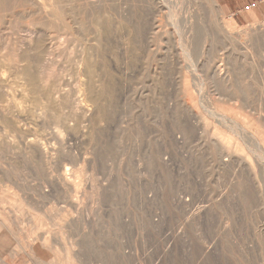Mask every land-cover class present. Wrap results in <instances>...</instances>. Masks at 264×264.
<instances>
[{
  "label": "rangeland",
  "instance_id": "rangeland-1",
  "mask_svg": "<svg viewBox=\"0 0 264 264\" xmlns=\"http://www.w3.org/2000/svg\"><path fill=\"white\" fill-rule=\"evenodd\" d=\"M66 1V7L69 9L65 7V14L68 17L59 16L60 19L54 28L50 29V35L34 36V41H37V38L47 52L41 59L48 64L46 71H50L48 74L52 75L50 80L53 84L49 80L46 87L50 89L54 84L57 85L55 92L61 90L60 94L57 92L60 98L55 93L51 96L46 92L42 94V89L36 91V95L30 92L29 87H20L18 84L24 80H21V77L19 79L14 64L10 60L2 61L3 58H0V95L3 94L4 97L3 99L0 96V112L5 113H0V218L3 220L0 264H47L42 261L45 257L41 253L45 249L42 247V240H45L47 234L53 248L56 251L63 249L62 253L65 252L68 239L74 238L79 242L82 255L90 257L89 261H85H88V264H264V157L261 158L264 156V101L260 103L261 99L264 100V18L245 23L236 22L223 13L216 0H99L100 3L98 0ZM117 2L121 3L116 4ZM72 8H76L75 11ZM72 10L73 14L69 13ZM116 12L122 15L119 16ZM17 14L18 12L14 15ZM75 14L77 17H74ZM129 15H132L130 20ZM17 17L21 18L19 15ZM120 17L124 22L131 23L120 21ZM16 18H13L11 24L7 23L9 27L3 25L6 23L1 24V27H7V30L0 29V36L4 37L2 40L0 38V54H5L7 50L11 54L12 48L23 46L21 51L31 59L36 51L30 47H33L35 42L33 46L27 42L33 35L25 36V31L20 29L24 23L30 22L31 18ZM72 18H78V21ZM70 22L74 24L71 25ZM225 23L238 34L236 37H244L242 40L245 46L249 44L245 50L239 48L236 40L230 41L222 35ZM39 26L44 31L48 30L45 24ZM104 35L107 36L106 40ZM97 36L104 39L98 37L100 42ZM182 40L189 47L190 54L184 53ZM24 43L28 46L24 47ZM3 48L4 50H1ZM50 50L52 55H48ZM81 52L85 56L89 55L88 61L92 59V63H89L90 75L83 67L80 69L77 65L79 54L83 55ZM10 54L7 55L8 58ZM241 55H247L246 59ZM93 61L96 63L93 64ZM83 81L90 86V91H85V95L95 99L91 101L94 114L91 112L90 118H85L80 108H77L79 113L76 109L75 113L74 109L72 110L80 106V99L85 98L83 93L76 91ZM76 93L79 95L76 96ZM12 95L17 102L27 103L29 109L22 107V110H18ZM39 95L43 102V95H46V99L50 98V103L46 100L48 102L43 104ZM54 95L58 97L53 99ZM34 97L38 98L36 103L40 101L45 106L35 102L32 104ZM75 98L77 101H74ZM60 102L66 106L69 104V107L74 106L62 107ZM97 103H100L101 107ZM39 105L44 108L42 111L48 108L45 114L41 113ZM33 106L42 116L33 110ZM58 107L66 109L60 110ZM98 107L100 111L97 109V112L103 114L96 112ZM102 107L105 109L101 110ZM11 108L16 109L12 111ZM213 110L227 117L224 126L218 120L222 119L221 116ZM260 113L261 116L258 115ZM67 115L70 116L69 119ZM64 117L67 121H63ZM83 117L87 124L83 122ZM54 119L60 126L58 123L54 125ZM144 120H147L149 126L151 123L150 131L151 126ZM62 122L68 123L64 125ZM121 124L125 126L123 130ZM56 125L58 127H55ZM83 129H86L88 134ZM217 130L218 133L220 130L221 133H226V136L219 133L222 136L220 137L215 132ZM57 132H61L58 135L62 137H56ZM244 133L254 134L256 140ZM39 135L51 142L45 146L49 148L50 153L60 155L66 151L58 157L53 155L55 161L52 160L49 167L35 150H24L26 139H40ZM53 139L55 141L52 142ZM41 140L47 142L43 138ZM62 141L67 145L62 144ZM60 142L62 148L66 146L62 152L61 147L56 146ZM216 142H221L223 146H216ZM222 142L231 148L228 147L227 150V146ZM68 145L71 146V155L76 152L78 158L69 155V149H66ZM53 148L54 152L51 151ZM67 152L69 158L66 156ZM148 152L151 156H146ZM71 157H74L77 165L71 161L75 167L70 169L71 164L64 163L71 160ZM59 159H62L61 165L66 167H61ZM63 168L76 173L77 177L73 181L79 191L85 185L82 190L84 193L86 191L87 195L82 194V190L78 192V196L82 194V200L75 196L77 192L74 191V186L70 187L62 182L63 187L62 180L59 179L60 182L56 185V177L50 180L52 170ZM250 171L256 176L253 177ZM66 185L72 188L71 191ZM44 186H49L50 192L47 187L44 188L46 191L43 190ZM60 186L68 189L70 192L63 188L62 191L69 194H59ZM54 189H59V192H53ZM43 191L49 194L44 192L45 195H42ZM79 201L83 203L80 202V205ZM148 201H151V206L147 204ZM98 202L101 203L99 207ZM52 214L59 216L58 219L55 216L56 221ZM60 214L64 215L63 221ZM151 218L152 220H149ZM79 220L83 222L80 223ZM43 221L49 225L45 226ZM52 221H58L57 228ZM59 221L63 222H60L62 226ZM78 222L82 227H79ZM40 223L41 228L45 226L48 231L44 230L42 233L43 229H38ZM78 227L84 231H79ZM63 229H66V232ZM60 234L62 235L59 236ZM68 236L70 238H67ZM57 237L58 239L54 240ZM131 252L136 254H130Z\"/></svg>",
  "mask_w": 264,
  "mask_h": 264
},
{
  "label": "bare ground",
  "instance_id": "bare-ground-1",
  "mask_svg": "<svg viewBox=\"0 0 264 264\" xmlns=\"http://www.w3.org/2000/svg\"><path fill=\"white\" fill-rule=\"evenodd\" d=\"M65 1L66 0H0V29H2L3 27H1V24L2 23H6V24H3L4 26H7L8 24H11V22H13L12 20H13V18L15 17H17V15H19V17H21V18H16L17 20L18 19H24V18H27V17H29V18H31V21L30 22H26V24L24 23L22 26L21 25H19V26H21L20 27V29L21 30H24L25 31V34L24 33H22V34H24L25 36L26 35H33V36H30V39H28V44L30 43L32 46L34 45L33 43L35 42V45L33 46V47H30L33 51H36V52H34V55H33V57L31 58V59H29V57H26L24 54H23V52L21 51V48L23 47H18V48H12V52L13 53H11L10 54V52L7 50V52L6 53H8V54H10V57L8 58V54H3V53H1L0 54V58L2 59V61H5V60H10L14 65H13V67H14V69L16 70V73L19 75V79H20V77L22 78L21 80H24L23 81V83H22V81L20 82V84H18L20 87H22L23 86V88H28L29 87V89L31 90L30 92L32 93H35L36 94V91H40V89H42V90H44V91H42V92H40V93H42L43 94V92H46L47 93V95H53L54 93L55 94H57L58 95V93L61 91H57V92H55V89L57 90V85L55 86V84L53 85V86H51L52 88H50V89H48L47 87H46V85L48 86V82H50L51 81V83H52V80H50V79H52V75H50V74H48L47 73V71H46V67H47V65L48 64H46L47 62L46 61H44V60H42L41 59V57L43 58V56L45 55H47V52L45 51V48L43 49V47H42V45L40 44V42L38 41V39L36 38V40L37 41H34V36H37V35H50V29L51 28H54V25L56 24V22H57V20L58 19H60V17L59 16H62V15H66L65 13L67 12L66 11V4H68V3H65ZM67 1H69V0H67ZM66 1V2H67ZM71 1V0H70ZM79 1V0H78ZM84 1V0H83ZM86 1V0H85ZM89 1V0H88ZM91 1V0H90ZM101 1V0H100ZM100 1L98 0V2L100 3ZM107 2H108V0H106ZM110 1H113V0H110ZM129 1V0H128ZM131 1V0H130ZM133 1V0H132ZM93 2V1H92ZM102 2V1H101ZM106 2V3H107ZM114 2V1H113ZM121 2H123V1H121ZM121 2H117L116 4H119V3H121ZM125 2H126V0H125ZM135 2V1H134ZM70 3H72V2H70ZM69 3V4H70ZM75 3V1L73 2V4ZM91 3V2H90ZM129 3V2H128ZM131 3V2H130ZM87 4H88V2H87ZM92 4V3H91ZM91 4H89L90 6H91ZM96 4V3H95ZM127 4V3H126ZM75 5V4H74ZM113 5H114V3H113ZM82 6V5H81ZM85 6H88V5H85ZM96 6V5H95ZM117 6V5H116ZM119 6V5H118ZM66 7V8H65ZM71 7V6H70ZM78 7V6H77ZM94 7V6H93ZM96 8H97V6H96ZM99 8V7H98ZM113 8H114V6H113ZM67 9H69V7L67 8ZM73 9V8H72ZM74 9H76V8H74ZM73 9V10H74ZM86 9V8H85ZM117 9V8H116ZM71 10V9H70ZM73 10L71 11V12H69V13H72L73 14ZM79 10V9H78ZM87 10V9H86ZM89 10V9H88ZM75 11V10H74ZM83 11V10H82ZM117 11V10H116ZM18 12V14L15 16L14 14L15 13H17ZM78 11H76V13H77ZM80 12V11H79ZM101 12H103V11H101ZM89 13H91V12H89ZM117 13H119V12H116V14ZM129 13V12H128ZM127 13V14H128ZM28 14V15H27ZM100 14V13H99ZM114 14V13H113ZM120 14V13H119ZM118 14V15H119ZM71 15V14H70ZM93 15V14H92ZM106 15V14H105ZM122 14H120L119 16H121ZM14 16V17H13ZM73 16V15H72ZM85 16V15H84ZM130 17H128V19L130 20V18H131V16L132 15H129ZM62 17H64V16H62ZM66 17H68L67 15H66ZM70 17V16H69ZM74 17H77V15L75 14V16ZM93 17H94V15H93ZM96 17V16H95ZM100 17H101V15H100ZM89 18V17H88ZM121 18V17H120ZM70 20H71V17L69 18ZM74 19H77V21H78V18H72V20H74ZM92 19V18H91ZM91 19L89 20V21H91ZM128 19H127V21H128ZM66 20V19H65ZM122 20V18L120 19V21ZM20 21V20H19ZM61 21V20H60ZM69 21V20H68ZM76 21V22H77ZM123 21V20H122ZM9 22V23H8ZM15 22V21H14ZM18 22V21H17ZM21 22H23L22 20H21ZM73 22V21H72ZM72 22H70V24L72 23ZM75 22V23H76ZM95 22V21H94ZM93 22V23H94ZM124 22V21H123ZM123 22H122V24H123ZM129 22V21H128ZM128 22H124V23H128ZM8 23V24H7ZM20 23V22H19ZM18 23V24H19ZM47 23V24H46ZM62 23V22H61ZM80 23V22H79ZM91 23H92V21H91ZM129 23H131V22H129ZM47 25L48 26V30L47 31H44L43 29H41L40 28V26L39 25ZM59 24V23H58ZM74 24V23H73ZM73 24H71V25H73ZM77 24V23H76ZM81 24V23H80ZM226 24V23H225ZM68 25V24H67ZM95 25H96V23H95ZM99 25V24H98ZM15 26H16V23H15ZM15 26H12V27H15ZM47 26H45V27H47ZM103 26V25H102ZM101 26V27H102ZM127 26H129V24L127 25ZM8 27H9V25H8ZM11 27V29H13ZM62 27V26H61ZM60 27V28H61ZM65 27V26H64ZM73 27V26H72ZM92 27H94L93 25H92ZM100 27V26H99ZM130 27H131V25H130ZM129 27V28H130ZM222 27V26H221ZM220 27V28H221ZM4 28H6V29H4ZM3 29L4 30H7V27H4ZM18 28V27H17ZM16 28V29H17ZM70 28H71V26H70ZM127 28V27H126ZM132 28V27H131ZM130 28V29H131ZM136 28V27H135ZM194 28V27H193ZM9 29V28H8ZM16 29H14V30H16ZM20 29H18V31H20L21 32V30ZM66 29V28H65ZM71 29H73V28H71ZM98 30H99V28H97ZM128 29V28H127ZM130 29H128V30H130ZM137 29V28H136ZM195 29V28H194ZM216 29H217V27H216ZM10 30V29H9ZM14 30H13V32H14ZM97 30V31H98ZM190 30L192 31V28H190ZM215 30V29H214ZM11 31V30H10ZM24 31H22V32H24ZM66 31H67V29H66ZM74 31V30H73ZM190 31V32H191ZM217 31V30H216ZM234 30L232 29V27L228 24H226V26H224L223 27V29H222V35H225L224 37H226L228 40H230V41H234V40H236L238 43H239V48L240 49H243L244 48V50H245V47L246 46H248V45H246L245 46V43H244V41L242 40V39H244V37L243 38H240L239 36H235V35H238V34H235L234 32H233ZM1 32V31H0ZM56 32H57V30H56ZM62 32V31H61ZM156 32V31H155ZM16 33V32H15ZM52 33V32H51ZM60 33V32H59ZM64 33V32H63ZM69 33V32H68ZM95 33V32H94ZM98 33V32H97ZM103 33V32H102ZM106 33V32H105ZM220 33V32H219ZM2 34V33H1ZM6 34V33H5ZM18 34H19V32H18ZM64 34H66V33H64ZM63 34V35H64ZM70 34V33H69ZM99 34V33H98ZM190 34H192V33H190ZM214 34H215V31H214ZM8 35H9V32H8ZM12 35H14V34H12ZM239 35H240V33H239ZM25 36H23L24 38L23 39H25ZM100 36H101V34H100ZM100 36H97V38L98 37H100ZM104 38H105V40H106V37L107 36H103ZM102 37V38H103ZM0 38H1V40L4 38H2V36H0ZM101 38V37H100ZM101 38V39H102ZM103 38V39H104ZM101 39L99 40V38H98V41H100L101 42ZM221 39V38H220ZM227 40V41H228ZM21 41V40H20ZM184 40H182V42H181V45H182V48H183V51H184V53L185 54H190L189 53V47L187 46V45H185L184 43L185 42H183ZM190 41V40H189ZM224 41H226L225 40V38H224ZM106 42H108V41H106ZM191 42V41H190ZM246 42V41H245ZM3 43H5V41L3 42ZM103 43V42H102ZM225 43V42H224ZM231 43V42H230ZM6 44V43H5ZM4 44V45H5ZM21 44V43H20ZM25 44V45H24ZM23 45H24V47L27 45L26 43H24ZM226 44V43H225ZM229 46H230V44L229 43H227ZM9 45V44H8ZM14 46L15 44H11V46ZM105 45V44H104ZM233 45V44H232ZM21 46V45H20ZM28 46V45H27ZM234 46V45H233ZM236 46H238V44L236 45ZM5 47H7V46H5ZM4 47V48H5ZM28 47V48H29ZM226 47H227V45H226ZM2 48V47H1ZM4 48L3 49H1V50H4ZM27 48V49H28ZM30 48L28 49V50H30ZM232 48V47H231ZM230 48V49H231ZM237 48V47H236ZM247 49V48H246ZM235 50V49H234ZM26 51V50H25ZM33 51H31L32 53H33ZM99 51V50H98ZM97 51V52H98ZM236 51V50H235ZM238 51V50H237ZM232 52H234V51H232ZM239 52V51H238ZM243 52H246V51H243ZM247 52H248V49H247ZM251 52V51H250ZM50 53H52L51 52V50H50V52H49V54L48 55H52V54H50ZM82 53V52H81ZM25 54H26V52H25ZM27 54H29V55H32V54H30V53H28L27 52ZM83 54V53H82ZM244 54V53H243ZM8 55V56H7ZM88 57H89V55H87ZM87 56H85L84 54L82 55V56H80V54H79V60L77 61V65H78V67L81 69L82 67L85 69V71L86 72H88L89 73V71L91 70V68H90V64L89 63H92V62H90V60H92V59H90L89 61H88V57ZM241 56H243V55H241ZM245 56V59H246V56L247 55H244ZM244 56H243V58H244ZM81 57V58H80ZM0 59V60H1ZM42 60V61H41ZM46 60H48V59H46ZM50 60V59H49ZM48 60V61H49ZM9 62V61H8ZM10 62V63H11ZM27 62V63H26ZM46 62V63H45ZM50 62H51V60H50ZM95 63H96V61H95ZM94 63V61H93V64H95ZM49 64H51V63H49ZM52 64H53V62H52ZM99 63H97V65H98ZM103 64H105V63H103ZM102 64V65H103ZM100 65V64H99ZM95 66V65H94ZM77 67V68H78ZM220 67H221V65H220ZM3 68V67H2ZM51 68V67H50ZM78 68V69H79ZM4 69V68H3ZM47 69H48V67H47ZM0 70H1V67H0ZM83 70V69H82ZM81 70V71H82ZM4 71V70H3ZM220 71L222 72V69L220 68ZM2 72V71H1ZM0 72V74H2ZM83 72V71H82ZM81 72V73H82ZM79 73V72H78ZM85 73V72H84ZM88 73H86V74H88ZM259 73L260 74H262L261 73V71H259ZM82 76H83V74H81ZM89 75H90V73H89ZM89 75H86V77L87 76H89ZM263 76V75H262ZM51 77V78H50ZM84 77V76H83ZM83 77H81V78H83ZM261 78V77H260ZM50 80V81H49ZM55 81V80H54ZM84 81H85V78H84ZM84 81H83V83L82 84H80L79 85V88H77V92H79V94H81V93H83V96H85V98L84 99H80L81 98V96H79V97H76L77 96V94L78 93H76V98H79L80 99V101H79V103H80V106L79 107H74V108H72L71 106H74V105H71L70 107L72 108V110L74 109V113L78 110L77 108H80V110L82 111L81 113H83V116L86 118V116H89V118H90V116H91V112H93V114H94V108H92L91 107V101H92V99H94V98H90V96H88V94L87 95H85L86 93H84L85 91H90V86H88V83L87 82H85L84 83ZM262 81V79L260 80V82ZM3 82V81H2ZM57 82H59V81H57ZM57 82H56V84H57ZM99 82H101L100 80H99ZM21 83H22V85H21ZM53 84V83H52ZM60 84V83H59ZM2 85V84H1ZM90 85V84H89ZM93 85V84H92ZM100 85H102V84H100ZM9 86V85H8ZM62 86V85H61ZM95 86V88H96V85H94ZM94 86H93V88H94ZM98 86H99V84H98ZM103 86V85H102ZM262 86V85H261ZM4 87V86H3ZM264 87V86H263ZM1 88V87H0ZM98 88V87H97ZM60 89H61V87H60ZM107 89V88H106ZM106 89H105V91H106ZM1 90V89H0ZM33 90V91H32ZM101 90H102V88H101ZM263 91V90H262ZM29 92V93H30ZM95 92V91H94ZM98 91H96V93H97ZM108 92H112V91H108ZM264 92V91H263ZM39 93V94H40ZM61 93V92H60ZM59 93V94H60ZM99 93V92H98ZM107 93V92H106ZM41 94V95H42ZM75 93H73V95H74ZM78 94V95H79ZM100 94V93H99ZM110 94V93H109ZM3 94H1L0 96H2ZM37 95V94H36ZM57 95H54L55 97H53V99L54 98H56V96ZM65 95V94H64ZM5 96H7V95H5ZM33 96H35V95H33ZM49 96V97H50ZM59 96V95H58ZM57 96V97H58ZM61 96L63 97V94H61ZM108 96V95H107ZM3 97V96H2ZM1 97V98H2ZM43 97L45 98V101L46 100H48V99H50V98H47L46 99V95H43ZM65 97H67V95L65 96ZM68 97H69V95H68ZM0 98V99H1ZM7 98V97H6ZM10 98V97H9ZM11 98H14L13 99V101H16L15 100V97H13V95H12V97ZM10 98V99H11ZM59 98H60V96H59ZM59 98H58V100H59ZM76 98L74 99V101L76 100ZM3 99H4V97H3ZM34 101H32L33 103L32 104H34V102L36 103L37 102V99L38 98H35L34 97ZM39 99H41V101L43 102V99H42V97L40 98V95H39ZM263 99H264V97H263ZM56 100V99H55ZM55 100H53V101H55ZM95 100V99H94ZM93 100V101H94ZM3 101V100H2ZM21 101H23V99L21 100ZM44 101V102H45ZM49 101V102H48ZM48 101H46V102H48V103H50V100H48ZM52 101V100H51ZM52 101V102H53ZM60 101V100H59ZM74 101H72V104L74 103ZM77 101V100H76ZM98 101V100H97ZM262 101H264V100H262L261 99V101H260V103L262 102ZM4 102V101H3ZM7 102V104H8V101H6ZM17 102V101H16ZM25 102H26V100H25ZM28 102H30V101H28ZM44 102H43V104H44ZM95 102V101H94ZM99 102V101H98ZM236 102H238L237 100H236ZM2 103V102H1ZM22 103H24V102H22ZM47 103V104H48ZM63 102H60L59 104H61V106L62 105H65L66 106V104H62ZM68 103H69V101H68ZM101 103V102H100ZM100 103H99V105H98V103H97V105L98 106H100ZM259 103V104H260ZM26 104V105H25ZM25 104H21L19 101L16 103V105H15V107H17L18 108V110H22V107H27V109H25V110H28L29 108V106H27V103H25ZM30 104V103H29ZM36 104H42L40 101H39V103H36ZM42 104V105H43ZM46 104V105H47ZM1 105V104H0ZM14 105V103L11 105V106H13ZM25 105V106H24ZM39 105V106H40ZM56 105H58V104H56ZM69 105V104H68ZM67 105V106H68ZM77 105V104H76ZM94 105V104H93ZM92 105V106H93ZM96 105V106H97ZM243 105V104H242ZM261 105H263V103L261 104ZM5 106V105H4ZM4 106H2V110H3V108H4ZM8 106V105H7ZM34 106H38V105H34ZM34 106H33V110L36 108H34ZM45 105H43V107H44ZM64 106V107H65ZM66 106V107H67ZM105 105H103V107H104ZM260 106V105H259ZM264 106V105H263ZM263 106H261V107H263ZM10 106H8V108H9ZM41 107V106H40ZM39 107V108H40ZM43 107H41V111H42V108ZM63 107V106H62ZM69 106L67 107V108H70ZM95 107V106H94ZM101 107V106H100ZM102 107V108H103ZM150 107V106H149ZM7 108V109H8ZM31 108V107H30ZM47 108V107H46ZM58 108H60V110L62 109V110H65L64 108H61V107H58ZM12 109V108H11ZM10 109V110H11ZM14 109V108H13ZM13 109H12V111H13ZM16 109V108H15ZM15 109H14V111H15ZM38 109V108H37ZM44 109V108H43ZM48 109V108H47ZM46 109V110H47ZM75 109H76V111H75ZM97 109H98V112L100 111L99 109V107L98 108H96L95 110H96V112H97ZM105 108H103V109H101V110H104ZM146 109H148V106H147V108ZM208 109V108H207ZM211 109V108H210ZM213 109V108H212ZM211 109V110H212ZM1 110V109H0ZM9 110V111H10ZM32 110V111H33ZM39 110V109H38ZM46 110H44V111H42L41 113H44ZM59 110V109H58ZM59 110V111H60ZM93 110V111H92ZM259 110H260V108H259ZM11 111V112H12ZM17 111V110H16ZM35 112H36V110H34ZM34 111L32 112V113H34ZM148 111V110H147ZM146 111V112H147ZM149 111H150V109H149ZM148 111V112H149ZM214 111V113H216L215 112V110H213ZM261 111H263V110H261ZM3 113H1V114H4L5 115V113H4V111H2ZM18 112V111H17ZM73 112V111H72ZM80 111L78 110V112L77 113H79ZM95 112V115L98 113H96ZM147 112V113H148ZM260 112V111H259ZM258 112V113H259ZM21 113H23V112H21ZM37 113V112H36ZM36 113H34L33 115H35ZM46 113V112H45ZM44 113V114H45ZM60 113H62L61 111H60ZM102 113V112H101ZM101 113H98V114H100L101 115ZM146 113V114H147ZM150 113V112H149ZM212 113V112H211ZM213 113V114H214ZM37 114H39V116H42V114H40V113H37ZM66 114H70V113H66ZM90 114V115H89ZM97 114V115H98ZM103 114V113H102ZM216 114H218V115H220L221 116V118L222 119H218L219 120V123L221 124V125H223L224 126V122H225V118H227L226 116H224V114H219V113H216ZM262 114H263V112H262ZM71 115V114H70ZM96 115V116H97ZM99 115V116H100ZM258 115H260L261 116V113L260 114H258ZM10 116V115H9ZM38 116V115H37ZM45 115H43V117H44ZM68 116V115H67ZM72 116H74L73 114H72ZM72 116H71V118H72ZM94 116V115H93ZM98 116V117H99ZM103 116V115H102ZM2 117H3V115H2ZM5 117V116H4ZM11 117V116H10ZM61 117V116H60ZM69 117L70 116H68V119H69ZM78 117H79V115H78ZM84 117H83V120H85L84 119ZM116 117H117V115H116ZM214 117V116H213ZM57 118H59L58 116H57ZM61 118H63V116L61 117ZM70 118V119H71ZM94 118V117H93ZM100 118V117H99ZM123 118V117H122ZM124 118H125V116H124ZM11 119V118H10ZM9 119V120H10ZM13 119V118H12ZM82 119V118H81ZM215 119V118H214ZM258 119H260L259 118V116H258ZM55 120V119H54ZM61 120H63V119H61ZM66 119H65V117H64V120L63 121H65ZM91 120V119H90ZM89 120V121H90ZM92 120H94V119H92ZM95 120H96V117H95ZM147 120H148V118H147ZM147 120H144V122H146V124L148 123L147 122ZM232 120V119H231ZM5 121V120H4ZM12 121V120H11ZM67 121V120H66ZM70 121H72V120H70ZM81 121V120H80ZM101 121V120H100ZM131 121V120H130ZM149 121H152V120H149ZM54 122V121H53ZM61 122V121H60ZM83 122H87L86 120L85 121H83ZM97 122H99V121H97ZM128 122H129V120H128ZM230 122V121H229ZM6 123H7V121H6ZM55 123L57 124L58 122H57V120H55V122H54V125H55ZM62 123H64V125H65V123H68V122H62ZM81 123V126L83 127V125H82V122H80ZM85 123H83V124H85ZM88 123V122H87ZM86 123V124H87ZM92 123V122H91ZM228 123V122H227ZM5 124V123H4ZM50 124V123H49ZM89 124H90V122H89ZM97 124V123H96ZM122 124H124V123H122ZM121 124V125H122ZM136 124H138V123H136ZM146 124H144V125H146ZM154 124V123H153ZM232 124V123H231ZM48 125V124H47ZM64 125H61L62 127L64 126ZM67 125V124H66ZM92 125V124H91ZM112 125V124H111ZM110 124H109V126H111ZM114 126L115 125H117V124H113ZM132 125V124H131ZM134 125V124H133ZM148 126H149V124H147ZM226 125V124H225ZM227 125H229V123L227 124ZM233 125V124H232ZM231 125V126H232ZM50 126H52V125H50ZM58 126H60L59 125V123H58ZM57 125L55 126V127H58ZM123 126V125H122ZM121 126V128H122V130H123V128H125V126H123L122 127ZM134 126H137V125H134ZM147 126V127H148ZM150 126H151V123H150ZM149 126V127H150ZM234 126H235V124H234ZM238 126V125H237ZM264 126V125H263ZM66 127V126H65ZM64 127V128H65ZM68 127V126H67ZM148 127V128H149ZM227 127V126H226ZM240 127V126H239ZM54 128V127H53ZM64 128H62V130L63 131H65V129ZM84 128V127H83ZM130 127H127V129H129ZM132 128H133V130H134V127L132 126ZM131 128V129H132ZM152 128V126L149 128V131H150V129ZM184 128V127H183ZM229 128V127H228ZM233 128V127H232ZM264 128V127H263ZM55 129V128H54ZM54 129H52V130H54ZM60 129H61V127H60ZM79 129V128H78ZM82 128H80V130H81ZM93 129V128H92ZM119 128H118V126H117V130H118ZM135 129H136V127H135ZM57 131H59V129H56ZM68 130V129H67ZM70 130V129H69ZM74 130V129H73ZM76 130V129H75ZM84 130V132L85 133H87L88 134V132H86L85 130L86 129H83ZM126 130V129H125ZM137 130H139L138 128H137ZM154 130V129H153ZM239 130V129H238ZM61 131V130H60ZM87 131H89V130H87ZM129 131V130H128ZM131 131V130H130ZM129 131V132H130ZM146 131H148V130H146ZM148 131V132H149ZM240 131V130H239ZM238 131V132H239ZM56 132V131H55ZM62 132V131H61ZM61 132H57V134H56V137H62V136H59L58 134H61ZM73 132V131H72ZM75 132V131H74ZM84 132H83V134H84ZM90 132V131H89ZM124 132V131H123ZM138 131H136V134H138L137 133ZM186 132V131H185ZM216 132V134L218 133V130L217 131H215ZM234 132H236V131H234ZM242 132V131H241ZM246 132H248V131H246ZM64 133V132H63ZM62 133V134H63ZM76 133V132H75ZM80 133V132H79ZM82 133V132H81ZM91 133H92V131H91ZM133 133H135V131H133ZM219 133H221V130L219 131ZM219 133H218V135H219ZM69 134V133H68ZM86 134V135H87ZM221 134H223V133H221ZM226 134V133H225ZM225 134H223V135H225ZM241 134V133H240ZM244 134H249V133H244ZM54 135H55V133H54ZM53 135V136H54ZM58 135V136H57ZM67 135V134H66ZM82 135V134H81ZM85 135V134H84ZM83 135V136H84ZM132 135L133 134H131V137H132ZM236 135V134H235ZM241 135H243V134H241ZM250 135V134H249ZM248 135V136H249ZM29 136V135H28ZM27 136V137H28ZM42 136V135H41ZM41 136L39 135V137H40V139H38V137L36 138V139H33L34 137H29V138H27L26 136H23L24 138H27L26 139V141H25V143H24V150H25V152H30V151H32V150H35L38 154H40L44 159H45V161H46V165L49 167V165H50V163H51V161L52 160H54L53 159V155H56L57 157L58 156H60V155H62V153L63 154H65L64 152H66V151H63L62 152V150L64 149L65 150V145H67V143H64L63 141H62V144L64 143L65 145H63V147L64 148H62V144H61V142L59 143V144H56V146H60L61 148H60V150H61V154L60 155H58V154H52V153H50V151H49V148H46L45 146H46V144L47 143H49L50 141H47V140H45L44 139V137H42L43 138V140L44 141H47V142H43L41 139ZM52 136V137H53ZM77 136H78V134H77ZM89 136V135H88ZM130 136V135H129ZM135 137H136V135H134ZM139 136V135H138ZM148 136H149V133H148ZM220 137H222L221 135H219ZM226 136V135H225ZM224 136V137H225ZM22 137V138H23ZM45 137H47V136H45ZM65 137V136H64ZM75 137V136H74ZM228 137V136H227ZM230 137V136H229ZM228 137V138H229ZM54 138H55V136H54ZM70 138V137H69ZM137 138V137H136ZM136 138L134 139L133 138V140H136ZM241 138V137H240ZM250 138L252 139V140H256V138H255V136H254V134H251L250 135ZM15 139V138H14ZM13 139V140H14ZM46 139H48V138H46ZM49 139H51V137L49 138ZM66 139V138H65ZM77 139V138H76ZM118 139H120L119 137H118ZM138 139H140V136L138 137ZM137 139V140H138ZM148 139V138H147ZM151 139H152V136H151ZM223 139H225V141H228L229 142V140H227L226 138H223ZM222 139V140H223ZM241 139H243V138H241ZM258 139V138H257ZM150 140V139H149ZM148 140V141H149ZM15 141V140H14ZM24 141V140H23ZM52 142L53 141H55L54 139L53 140H51ZM65 141V140H64ZM117 141H119V140H117ZM147 141V140H146ZM147 141V142H148ZM220 141H221V139H220ZM224 141V142H225ZM21 142V141H20ZM66 142V141H65ZM67 142H70V141H68L67 140ZM137 142V141H136ZM224 142H222V143H224ZM22 143V142H21ZM45 143V144H44ZM51 143V142H50ZM73 143V142H72ZM108 143V142H107ZM138 143V142H137ZM217 143V142H216ZM226 143V142H225ZM224 143V144H225ZM264 143V142H263ZM262 143V144H263ZM54 145H53V147L55 146V143H53ZM74 144V143H73ZM220 144V146H218V147H220L221 148V146H223V145H221V142H218L217 144H215L216 146L217 145H219ZM70 145H72V144H70ZM70 145H68L67 146V148L66 149H69V146ZM136 145V144H135ZM147 145H148V143H147ZM146 145V146H147ZM226 146H227V144H225ZM96 146V145H95ZM105 146V145H104ZM115 146V145H114ZM138 146V145H137ZM137 146H135L136 148H137ZM140 146V145H139ZM151 146V145H150ZM226 146H225V148H226ZM71 147V146H70ZM116 147V146H115ZM228 147H230V146H227V150H229L228 149ZM56 148V147H55ZM55 148H53L51 151H53L54 152V149ZM91 148V147H90ZM89 148V149H90ZM92 148H95V147H92ZM135 148V149H136ZM147 149H149L148 147H146ZM153 148V147H152ZM231 148V147H230ZM57 149H59V147H57ZM100 149V148H99ZM226 149H224V150H226ZM73 150V149H72ZM151 150V149H150ZM150 150H148V151H150ZM231 150V149H230ZM57 150H55V153H57L56 152ZM75 151V150H74ZM76 151H77V149H76ZM135 151V150H134ZM138 151V150H137ZM90 152V151H89ZM107 152V151H106ZM69 155L70 156H73L74 154H72L71 155V149H69ZM73 153H75V155H76V152H73ZM94 153V152H93ZM127 153H130V152H127ZM140 153V152H139ZM149 153V152H148ZM150 153H152L153 154V152L151 151ZM149 153V154H150ZM33 154V153H32ZM107 154H108V152H107ZM149 154H147L146 153V156L148 155V156H151V154L149 155ZM40 155H38V156H40ZM74 155V157H77V155L75 156ZM93 155V154H92ZM101 155V154H100ZM32 156H35V155H32ZM55 156V157H56ZM67 158H69V156H68V152H67ZM103 156L105 157V155L103 154ZM113 156V155H112ZM111 156V157H112ZM74 157H71L72 159L71 160H67V161H65L66 163H64V164H66L67 165V163L70 165L72 162L71 161H73V162H75V160H74ZM152 157H154V155L152 156ZM152 157H149V158H152ZM264 156H261V158H263ZM78 158V157H77ZM77 158H76V160H77ZM94 157L92 156V159H93ZM146 158V157H145ZM97 159V158H96ZM102 159V158H101ZM110 159V158H109ZM62 160V159H61ZM60 159H59V161L58 162H60L61 161ZM94 160V159H93ZM103 160H104V158H103ZM140 160V159H139ZM146 160H147V158H146ZM152 160V159H151ZM154 160V159H153ZM55 161V160H54ZM53 161V162H54ZM107 161V160H106ZM110 161H112V159L110 160ZM57 162V163H58ZM71 162V163H70ZM94 162H95V160H94ZM98 162V161H97ZM100 162V161H99ZM76 163V162H75ZM105 163V162H104ZM62 164H63V162H62ZM99 164V163H98ZM112 164V163H111ZM57 165H59V164H57ZM60 165H61V162H60ZM59 165V166H60ZM66 165L65 166H63V165H61V167H66ZM73 164H71L70 165V169L72 168V167H75L76 165H77V163L75 164V166L73 165ZM82 165H84V164H82ZM260 165V164H259ZM85 166V165H84ZM83 166V167H84ZM94 166H96V165H94ZM100 166V165H99ZM104 166V165H103ZM108 166H110V165H108ZM257 166V165H256ZM255 166V167H256ZM98 167V166H97ZM105 167V166H104ZM113 167V166H112ZM85 168V167H84ZM96 168V167H95ZM248 168H249V164H248ZM257 168V167H256ZM64 169V170H63ZM62 170H57V171H51L50 172V180L52 181L53 180V178H57V182L55 183L56 185L58 184V182H60L61 180V184H62V182L64 183V184H68L70 187H72V186H74L75 187V182L73 181L74 180V178L75 177H77V175H76V173H72V172H70L71 170H69V169H65V168H63ZM251 169H253V168H251ZM250 169V170H251ZM255 169V168H254ZM99 170V169H98ZM150 170V169H149ZM256 170V169H255ZM91 171H93V170H91ZM95 171H96V169H95ZM254 171V170H253ZM253 171H250V173H252L251 175H253V177L254 176H256V175H254L253 174ZM100 172V171H99ZM85 173H86V171H85ZM255 173V172H254ZM88 173H86V175H87ZM257 174H258V172H257ZM85 175V176H86ZM94 175V174H93ZM250 175V174H249ZM45 176V175H44ZM89 176V175H88ZM97 175H95V177H96ZM242 177V176H241ZM91 178V177H90ZM89 178V179H90ZM256 178V177H255ZM60 181H59V180ZM87 179H88V177H87ZM97 179V178H96ZM101 179V178H100ZM257 179L259 180L260 178H258V176H257ZM56 180V179H55ZM98 180V179H97ZM104 180V179H103ZM105 180H107V179H105ZM256 180V179H255ZM87 181V180H86ZM90 181H91V179H90ZM89 182V181H88ZM104 183V182H103ZM148 183V182H147ZM262 183V182H261ZM54 184V186H56ZM88 184V183H87ZM90 184V183H89ZM153 184V183H152ZM46 185V184H45ZM93 185V184H92ZM264 185V184H263ZM50 186V185H49ZM49 186H46L47 188L49 187ZM59 186V185H58ZM62 186H63V184H62ZM77 186V185H76ZM104 186H106V185H104ZM262 186V185H261ZM46 187L44 186L43 187V190H45L46 189ZM64 187V186H63ZM62 187V188H63ZM66 188L68 187L67 185L65 186ZM74 187H73V189H74ZM84 187H85V185H84ZM84 187H82L83 189H84ZM90 186L88 185V188H89ZM95 187V186H94ZM99 187V186H98ZM98 187H97V189H98ZM102 187H103V185H102ZM148 187H150V186H148ZM45 188V189H44ZM53 188H55V187H52V189ZM59 188H61V186L59 187ZM62 188H61V191H60V193L59 194H61V193H63L64 191H62ZM69 188V187H68ZM80 188V187H79ZM82 188H80L81 190H82ZM65 188H63V190H64ZM71 189L72 188H69V190L71 191ZM76 189L78 190V187H75V189H74V191L75 192H77L76 194H75V196L77 197L78 196V192H80L79 190L78 191H76ZM86 189H87V186H86ZM47 190H49V192H50V189L48 188ZM55 191H53V192H56V190L59 192V189H54ZM66 190V189H65ZM102 190V189H101ZM149 190H151V188L149 189ZM46 191V190H45ZM45 191H43V193H41L42 195L44 194L45 195ZM66 191H68V189L66 190ZM66 191L64 192V194L66 193ZM70 191H68V192H70ZM92 191V190H91ZM90 191V192H91ZM45 192V193H44ZM74 192V193H75ZM83 192V193H82ZM99 192V191H98ZM104 192V191H103ZM48 193V192H47ZM46 193V194H47ZM81 193L82 194H86V191H85V193H84V191L82 190L81 191ZM92 193V192H91ZM49 194V193H48ZM54 194V193H53ZM56 194V193H55ZM67 194V193H66ZM69 194V193H68ZM67 194V195H68ZM82 194H81V196L79 195L78 197V199H80V200H82ZM95 194V193H94ZM52 195V194H51ZM66 195V196H67ZM83 195V196H84ZM87 195V194H86ZM101 195V194H100ZM62 196H64L63 194H62ZM61 196V197H62ZM95 196L97 197V198H99V196L97 195V194H95ZM81 197V198H80ZM87 197V196H86ZM85 197V198H86ZM96 197H94V198H96ZM151 197H152V195L150 196V199H151ZM63 198V197H62ZM66 198V197H65ZM65 198H64V200H65ZM85 198H83V201L85 200ZM97 198H96V200H97ZM77 199V198H76ZM78 199L76 200V201H78ZM150 199H148V200H150ZM15 200V199H14ZM99 200H100V198H99ZM98 200V201H99ZM16 202V201H15ZM75 202V201H74ZM80 202H82V201H79L78 203H80ZM147 202V201H146ZM150 202V203H149ZM83 203V202H82ZM96 203V202H95ZM75 204V203H74ZM98 204V206L97 207H99V205L101 204V203H97ZM103 204V203H102ZM147 204H150V206H151V201H148V203ZM152 204H154V203H152ZM80 205H81V203H80ZM95 206V205H94ZM93 206V209L95 208ZM149 206V207H150ZM204 206V205H203ZM18 207H21V206H18ZM17 208V207H16ZM201 208V207H200ZM18 209V208H17ZM98 209V208H97ZM76 209H74V211H75ZM150 210H152V209H150ZM99 211V210H98ZM97 211V212H98ZM101 211V210H100ZM203 211H206V210H203ZM59 212V211H58ZM57 212V215L60 213H58ZM77 212V211H76ZM91 212H93V211H91ZM202 212V211H201ZM201 212H200V215H201ZM79 213H81V212H79ZM79 213H77V214H79ZM83 213V212H82ZM81 213V214H82ZM192 213V212H191ZM203 213V212H202ZM62 214V213H61ZM60 214V215H61ZM64 214V213H63ZM53 215V214H52ZM150 215V214H149ZM56 216V214L55 215H53V217H55ZM151 216H152V214H151ZM150 216V217H151ZM193 216V215H192ZM195 216V215H194ZM52 216H50V218H53ZM57 217V219H58V217L59 216H56ZM56 217H55V219H54V221H56ZM60 217H62V221H63V217H64V215H61ZM86 218V217H85ZM188 218V217H187ZM190 218V217H189ZM193 218H195V217H193ZM78 219V218H77ZM76 219V220H77ZM82 219V218H81ZM45 220V219H44ZM51 220H53V219H51ZM59 220H61L60 218H59ZM149 220H152V218L151 219H149ZM3 220L0 218V235H1V233H2V222ZM54 221H52L53 223H54ZM80 221V220H79ZM82 221V220H81ZM81 221H80V223H81ZM89 221V220H88ZM90 221H92V220H90ZM43 222H45V221H43ZM58 222V221H57ZM57 222H55L54 223V225H55V228H57L56 227V223ZM60 222L61 221H59V224H60ZM83 222V221H82ZM85 222H86V220H85ZM96 222V221H95ZM150 222V221H149ZM152 222V221H151ZM46 223V222H45ZM44 223V224H45ZM61 223H63V222H61ZM77 223V222H76ZM79 222H78V224H80ZM82 224H84V223H82ZM47 225H49V223H46V225L45 226H47ZM61 225V224H60ZM59 225V227H61ZM37 226V225H36ZM41 226H42V224L40 223V227H38V229L40 228V229H43L42 230V233L44 232V230L45 231H48V230H46V228H45V226L43 227V228H41ZM53 226V225H52ZM52 226H51V228H52ZM77 226V225H76ZM82 227V225L80 224L79 225V227ZM84 226V225H83ZM149 226V225H148ZM54 227V226H53ZM78 227V228H79ZM50 228V227H49ZM48 228V229H49ZM149 228V227H148ZM152 229H153V227H152ZM57 230V229H56ZM59 230V229H58ZM64 230V232H66V229H63ZM40 231V230H39ZM60 231V230H59ZM58 231V232H59ZM76 231H77V229H76ZM79 231H84V230H81L80 228H79ZM78 231V232H79ZM86 231V230H85ZM41 232V231H40ZM58 232H56V233H58ZM107 232H109V229H108V231ZM47 233V232H46ZM51 233V232H50ZM49 233V234H50ZM52 233H53V231H52ZM75 233V232H74ZM84 233H86V232H84ZM45 234V233H44ZM76 234V233H75ZM81 234V233H80ZM62 234H60L59 236H61ZM91 235V234H90ZM4 236H5V234H4ZM7 236V235H6ZM39 236H41V234L39 235ZM44 236V235H43ZM52 234H51V238H52ZM70 236V235H69ZM67 237V238H70V237H72V236H70V237ZM79 236V235H78ZM89 236V235H88ZM92 236V235H91ZM66 237V236H65ZM65 237H61V239L62 238H65ZM90 237V236H89ZM45 238V240H42V241H44V243L42 244V247L43 248H45L44 249V251H42L41 253H42V256L43 257H45V259H43L42 261L43 262H45V263H47V264H88V261H89V259L88 258H90V257H86V255H82V251L80 250V248H79V242L78 241H76L74 238H70V239H68L69 241H67V243H66V245H65V252L64 253H62L63 251V249L61 250V248H60V251L58 250V251H56L53 247L54 246H52L53 244H52V242H51V239H49V236H48V234L44 237ZM56 239H58V237L57 238H54V240H56ZM66 239V238H65ZM92 238H90V240H91ZM60 240V239H59ZM80 240V239H79ZM81 240H83V238H81ZM84 240H85V238H84ZM65 241V240H64ZM101 241H102V239H101ZM66 242V241H65ZM92 242V241H91ZM54 245H55V243H54ZM57 245V244H56ZM86 245V244H85ZM63 246V245H62ZM150 246V245H149ZM148 246V248L149 249H151L150 247ZM24 247V246H23ZM57 247V246H56ZM25 248V247H24ZM58 248V247H57ZM147 247H146V249H148ZM148 251V250H147ZM146 251V252H147ZM136 252V251H135ZM135 252H131L130 254H132V253H135ZM89 253V252H88ZM136 253H138V252H136ZM135 253V254H136ZM144 254H145V252H144ZM147 254H148V252H147ZM147 254H146V256H147ZM120 255V254H119ZM128 255V254H127ZM149 255V254H148ZM130 256V255H129ZM129 256H128V258H129ZM150 256V255H149ZM133 257V256H132ZM85 258H87V259H85ZM147 258H149L148 256H147ZM146 258V259H147ZM151 258V257H150ZM0 259H1V257H0ZM42 259V258H41ZM144 259H145V257H144ZM86 260H88L87 261V263L85 262ZM5 262H6V260H4ZM91 261V260H90ZM123 262V261H122ZM132 262H135L134 260H132ZM1 263V262H0ZM89 263H91V262H89ZM147 263H150V262H147ZM92 264H93V262H92ZM144 264H145V262H144ZM151 264V263H150Z\"/></svg>",
  "mask_w": 264,
  "mask_h": 264
},
{
  "label": "crops",
  "instance_id": "crops-1",
  "mask_svg": "<svg viewBox=\"0 0 264 264\" xmlns=\"http://www.w3.org/2000/svg\"><path fill=\"white\" fill-rule=\"evenodd\" d=\"M220 9L236 22L264 18V0H216Z\"/></svg>",
  "mask_w": 264,
  "mask_h": 264
}]
</instances>
